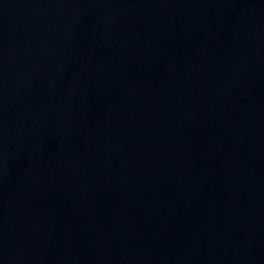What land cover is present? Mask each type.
Wrapping results in <instances>:
<instances>
[{"label":"water","instance_id":"1","mask_svg":"<svg viewBox=\"0 0 264 264\" xmlns=\"http://www.w3.org/2000/svg\"><path fill=\"white\" fill-rule=\"evenodd\" d=\"M0 264H264V0H0Z\"/></svg>","mask_w":264,"mask_h":264}]
</instances>
